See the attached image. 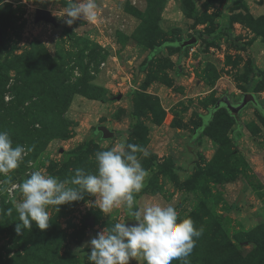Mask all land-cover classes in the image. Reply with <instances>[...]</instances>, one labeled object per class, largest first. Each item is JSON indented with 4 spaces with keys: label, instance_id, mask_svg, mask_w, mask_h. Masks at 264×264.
Listing matches in <instances>:
<instances>
[{
    "label": "rangeland",
    "instance_id": "rangeland-1",
    "mask_svg": "<svg viewBox=\"0 0 264 264\" xmlns=\"http://www.w3.org/2000/svg\"><path fill=\"white\" fill-rule=\"evenodd\" d=\"M96 4L94 21L71 26L57 15L64 0L0 7V131L32 149L0 175V264H90L87 242L130 220L126 207L105 214L85 194L49 206L47 229L33 223L18 235L12 200L33 170L62 180L76 167L94 173V154L122 139L150 153H137L149 176L134 208L172 205L203 229L189 264H264V0ZM37 8L55 21H36ZM190 36L196 42L180 51ZM244 92L257 105L234 114L239 129L224 108L203 125L217 99ZM98 125L115 135L103 138Z\"/></svg>",
    "mask_w": 264,
    "mask_h": 264
},
{
    "label": "clouds",
    "instance_id": "clouds-1",
    "mask_svg": "<svg viewBox=\"0 0 264 264\" xmlns=\"http://www.w3.org/2000/svg\"><path fill=\"white\" fill-rule=\"evenodd\" d=\"M6 0H0V7ZM65 6L57 15L71 26L77 19H96V0H64ZM14 142L7 131H0V175L10 176L18 169L31 148ZM147 158L150 153L143 147L121 140L112 148L94 154L96 170L86 172L76 167L68 179H59L43 170H33L16 186L19 199L12 204L18 214L16 233L30 231L33 223L40 230L50 224L49 206L59 210L60 205L84 199L85 194L94 196V203L102 213L109 214L114 208L126 207L134 224L125 220L114 223L91 238L87 243L90 264H129L142 260L144 264H172L180 260L189 264L196 240L203 229L194 226L190 216L181 217L172 205L150 203L134 210L135 194L146 186L148 170L142 167L137 153ZM13 208L7 209L11 215Z\"/></svg>",
    "mask_w": 264,
    "mask_h": 264
},
{
    "label": "water",
    "instance_id": "water-1",
    "mask_svg": "<svg viewBox=\"0 0 264 264\" xmlns=\"http://www.w3.org/2000/svg\"><path fill=\"white\" fill-rule=\"evenodd\" d=\"M35 20L39 21V20H45V21H50V22H54V18L52 16H50L48 10L46 9H42V8H37L35 11ZM196 37L195 36H190L187 39H184L180 42H178L177 44L180 47H185V46H190L192 44H194L196 42ZM117 99L121 98V94H118L116 96ZM223 105L226 107V109H228L230 112L232 113H238L240 110H242L246 105L248 104H253L254 106L257 105V100L254 96V94L250 93V92H244L241 94L239 100L237 102L232 103L230 101V99L228 98V96H223L221 97L217 102L216 105ZM97 130H99L101 132V135L103 138H111L115 135L114 131L108 129L106 126L103 125H98ZM91 221V220H90ZM92 222H90L91 224ZM125 223L127 224H134L136 223V221L134 220H128Z\"/></svg>",
    "mask_w": 264,
    "mask_h": 264
},
{
    "label": "trees",
    "instance_id": "trees-1",
    "mask_svg": "<svg viewBox=\"0 0 264 264\" xmlns=\"http://www.w3.org/2000/svg\"><path fill=\"white\" fill-rule=\"evenodd\" d=\"M164 44H166V41H163L161 44H159L158 46H155V48L152 50V52H151V54L147 57V59H150V57L155 53V52H157ZM178 45V44H177ZM178 49L181 51L182 49H183V47H180L179 45H178ZM147 59L142 63V65L140 66L142 69H144L145 68V66H146V62H147ZM229 98V97H228ZM220 99V98H219ZM219 99H217L216 101H215V103H214V105L211 107V109H210V112L208 113V114H206L205 116H202V123H203V125L204 124H206V123H208V121L209 120H211V118H212V116H213V114L218 110V109H220V108H224L227 112H228V114H230V117H232V119H233V121H234V123H235V126H236V130L237 129H239V127H240V124H239V121H238V118H237V116H235L234 114H237V113H232V112H230L228 109H226V107L225 106H223L222 104L221 105H219V106H217L216 105V102L219 100ZM238 101V100H237ZM232 103H234V102H232ZM203 125H201V126H197L196 127V129H195V131L191 134V138H194L196 135H197V133H199L202 129H203ZM235 137H236V135H235ZM139 194L140 193H137V194H135V196H139ZM134 210H136L135 208H134Z\"/></svg>",
    "mask_w": 264,
    "mask_h": 264
},
{
    "label": "flooded vegetation",
    "instance_id": "flooded-vegetation-1",
    "mask_svg": "<svg viewBox=\"0 0 264 264\" xmlns=\"http://www.w3.org/2000/svg\"><path fill=\"white\" fill-rule=\"evenodd\" d=\"M239 100V99H238Z\"/></svg>",
    "mask_w": 264,
    "mask_h": 264
}]
</instances>
